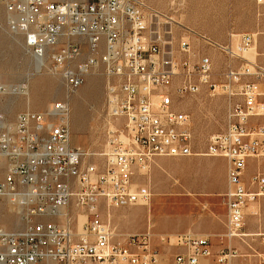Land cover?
<instances>
[{
  "label": "built area",
  "instance_id": "1",
  "mask_svg": "<svg viewBox=\"0 0 264 264\" xmlns=\"http://www.w3.org/2000/svg\"><path fill=\"white\" fill-rule=\"evenodd\" d=\"M0 5L9 31L23 37L36 62H44L41 70L63 79L67 93V100L44 112H20L13 122L0 111V203L27 223L20 230L0 226V264H234L250 258L236 248L239 239H231L229 226L241 224L244 238L246 211L264 198V65L246 57L259 34L219 42L183 28L174 50L167 39L172 31L143 0H0ZM191 36L225 57L223 83L214 82L209 59L192 63ZM83 46L89 48L84 60ZM97 69L105 78L108 119L101 167L87 163L93 154L72 145L68 100ZM178 78V93L206 88L212 96L227 97L225 130L210 138L203 154L227 162V231L217 252L206 235L151 230L117 235L101 218L102 207L151 203L149 187L133 184L135 172L151 161L194 155L191 117L172 99ZM9 93L0 81V96ZM117 129H128L129 140H120ZM157 244L174 249L170 260ZM256 256L261 264L264 253Z\"/></svg>",
  "mask_w": 264,
  "mask_h": 264
},
{
  "label": "rangeland",
  "instance_id": "2",
  "mask_svg": "<svg viewBox=\"0 0 264 264\" xmlns=\"http://www.w3.org/2000/svg\"><path fill=\"white\" fill-rule=\"evenodd\" d=\"M143 1L148 7L160 13L163 28L172 31V38H167L172 43L169 48L177 50L180 37L184 34L183 28L219 42H228L232 39L233 43L239 35L258 33L255 51H251L249 55L251 57L256 55L252 59L264 65V5H258L256 0ZM190 40L196 51L195 57H191L192 63H198L204 58L209 59L214 65V82L223 83L222 74L227 63L225 57L205 46L195 36H191ZM82 48L84 51L82 60H84L89 54V48L87 46ZM233 64L237 66L239 63ZM41 65L25 50L23 37L9 31L4 7L0 5V81L10 90L9 94L0 96V111L9 122H13L20 112L26 110L44 112L53 103L67 100L63 79L45 69L41 70ZM180 84V78L174 80L172 99L178 111L191 117L194 152L192 157H200L194 166H187L183 170L186 173L193 171L194 177L198 178L199 183L208 190L219 184L222 165L209 162L204 159L203 154L207 152L210 138L225 130L227 97L223 94L212 96L206 88H203L199 94H181L177 92ZM14 88H25L26 94H14L12 92ZM105 93L103 70L97 69L69 98L72 145L93 154L88 157L87 163H96L98 167L104 165V158L100 155L106 145L105 130L108 119ZM164 159L166 158L154 159L148 168L140 173L135 172L133 176L135 186L149 187L152 193L149 206L117 210L102 207L101 218L110 221L117 234L143 233L146 229L152 232L174 231L182 228L184 216L201 213V208L196 206L193 200L194 193L186 189L181 179L177 186L184 196L179 199L171 196L169 192L171 177L161 164ZM220 198L221 201L211 208L224 218V198L223 196ZM9 209L7 203H0V226L8 230L24 229L27 223L23 220V216L9 213ZM144 226L146 229L142 230ZM237 233L242 234V230L238 229ZM244 233L249 236L240 239L241 236L238 235L234 239L239 240H235L234 244L242 255L250 258L238 259L235 263L257 264L256 255L264 253V198L251 205L246 211ZM156 246L167 261L175 252L173 248L160 244Z\"/></svg>",
  "mask_w": 264,
  "mask_h": 264
},
{
  "label": "crops",
  "instance_id": "3",
  "mask_svg": "<svg viewBox=\"0 0 264 264\" xmlns=\"http://www.w3.org/2000/svg\"><path fill=\"white\" fill-rule=\"evenodd\" d=\"M200 157H186V158H166L161 161L162 168H165V172L171 177V187L169 192L171 196L176 198H182L183 193H180L177 183L179 179L182 180L183 185L194 193L193 200L196 206L201 208V213L190 214L183 217L184 224L182 228L174 231L167 232H153L155 235H170V234H184L194 233L200 235H206L210 238L212 243V251L217 252L221 248L222 236L226 231V207L224 201L225 216L221 218L211 208L212 205H217L226 190H227V162L224 159L205 157L211 163H220L222 165V174L220 176V182L218 185L213 186L210 189H204L199 183L198 178L194 177L195 173H186L183 169L187 166H194ZM187 185V186H186ZM205 199V201H204ZM204 201V202H202ZM179 205V203L177 204ZM206 206V207H205ZM209 206V208H208ZM208 208V210H206ZM146 227H142L145 230ZM239 231L242 230V225L238 227ZM147 230V229H146ZM146 230L144 232H146ZM150 230V229H149ZM235 264H240L239 262Z\"/></svg>",
  "mask_w": 264,
  "mask_h": 264
},
{
  "label": "bare ground",
  "instance_id": "4",
  "mask_svg": "<svg viewBox=\"0 0 264 264\" xmlns=\"http://www.w3.org/2000/svg\"><path fill=\"white\" fill-rule=\"evenodd\" d=\"M255 47L256 46H254V47H252L249 51H248V53L246 54V57H247V59H250V60H254V59H252L253 57L255 58L256 57V55L255 56H250L249 55V53L251 52V51H255ZM41 64H43L44 62L43 61H39ZM15 90H17V92H14ZM12 92L14 93V94H26V92H25V88H14L13 90H12ZM69 100V99H68ZM117 136H120V140H129V130L128 129H122V130H118L117 131ZM149 206V205H148ZM13 210L12 209H9V213H13L12 212ZM238 225L239 224H234V226H229V233H231V239H234L235 237H237L238 235L239 236H242V234H238L237 233V230H238ZM226 231H227V223H226ZM117 235H120V234H117ZM170 235H174V234H170ZM247 236H249L248 234H245L244 235V237H247ZM262 254V253H261ZM253 257H256V256H253ZM261 264H264V259H261Z\"/></svg>",
  "mask_w": 264,
  "mask_h": 264
}]
</instances>
